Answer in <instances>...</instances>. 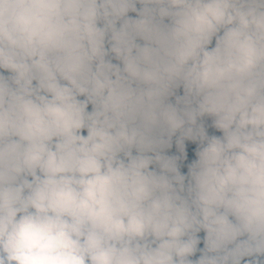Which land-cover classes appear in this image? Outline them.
Masks as SVG:
<instances>
[{
	"label": "clouds",
	"instance_id": "obj_1",
	"mask_svg": "<svg viewBox=\"0 0 264 264\" xmlns=\"http://www.w3.org/2000/svg\"><path fill=\"white\" fill-rule=\"evenodd\" d=\"M0 264H264V0H0Z\"/></svg>",
	"mask_w": 264,
	"mask_h": 264
}]
</instances>
